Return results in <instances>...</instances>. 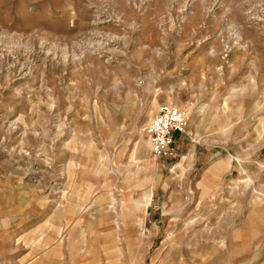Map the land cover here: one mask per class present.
Here are the masks:
<instances>
[{"label":"rangeland","instance_id":"obj_1","mask_svg":"<svg viewBox=\"0 0 264 264\" xmlns=\"http://www.w3.org/2000/svg\"><path fill=\"white\" fill-rule=\"evenodd\" d=\"M0 264H264V0H0Z\"/></svg>","mask_w":264,"mask_h":264},{"label":"built area","instance_id":"obj_2","mask_svg":"<svg viewBox=\"0 0 264 264\" xmlns=\"http://www.w3.org/2000/svg\"><path fill=\"white\" fill-rule=\"evenodd\" d=\"M186 125L187 115L184 110L174 106H161L145 126L153 155H171L176 134H182Z\"/></svg>","mask_w":264,"mask_h":264},{"label":"bare ground","instance_id":"obj_3","mask_svg":"<svg viewBox=\"0 0 264 264\" xmlns=\"http://www.w3.org/2000/svg\"><path fill=\"white\" fill-rule=\"evenodd\" d=\"M139 219V218H138ZM139 227L140 229L144 230V220H139ZM141 231V230H140Z\"/></svg>","mask_w":264,"mask_h":264}]
</instances>
